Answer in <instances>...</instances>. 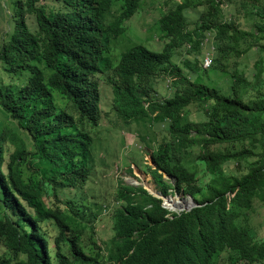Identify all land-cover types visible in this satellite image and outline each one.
<instances>
[{"label":"trees","instance_id":"16d2710c","mask_svg":"<svg viewBox=\"0 0 264 264\" xmlns=\"http://www.w3.org/2000/svg\"><path fill=\"white\" fill-rule=\"evenodd\" d=\"M141 1L9 0L12 26L0 47L11 78L0 80L8 119L0 122V246L9 256L0 264H264V238L248 227L256 202L264 206V0L170 1L157 23L161 51L135 45L102 68ZM224 6L234 13L226 17ZM188 9H202L196 22ZM251 15L254 31L241 25ZM208 38L213 56L204 69ZM251 51L258 59L246 73ZM176 54L185 55L184 69ZM211 71L228 79L227 91ZM167 77L173 96L145 107L152 81ZM106 88L126 124L167 125L151 155L155 168L124 150L121 164L152 175L164 196L188 195L199 207L169 220L161 201L119 180L112 190L123 210L115 208L114 226L97 242L82 217L88 194L109 187L99 175L112 165L101 155L118 148L111 130H101ZM195 109L201 120L190 118Z\"/></svg>","mask_w":264,"mask_h":264},{"label":"rangeland","instance_id":"374dc122","mask_svg":"<svg viewBox=\"0 0 264 264\" xmlns=\"http://www.w3.org/2000/svg\"><path fill=\"white\" fill-rule=\"evenodd\" d=\"M166 3L172 0H165ZM162 0H143L141 1V8L138 11V14L129 21L128 29L123 31L121 36L117 39H114L110 41V44L106 50L108 52L104 55V60L100 62L102 68H104V65H107V60H105V57L117 59V57L122 53L130 48H132L135 45H144L148 49L152 51L159 52L164 48L165 42L160 41L159 39H155V36H161L159 32V27L157 25L158 19L161 15L166 13V10L163 11V13H160V9L158 7L160 6ZM165 7V6H164ZM156 9L158 11H156ZM235 9L233 6H224L223 12L226 17H229L231 14H233ZM202 12V9H188L186 10V17L188 18V21L193 23L196 22L200 13ZM13 11L10 7L9 0H0V47L2 44L3 39L5 36L11 31V18H12ZM256 18L251 15L250 17L246 19H241V25L242 28L245 30H251L254 31L256 27ZM144 29H147L148 34L145 32ZM212 41L210 38L205 40V42L202 45V52L199 56V60L201 63L204 62V59L206 56L209 55V57L213 56V49H212ZM185 57V55H183ZM180 56L178 54L174 55L172 61L175 65H177L179 68L184 69L183 67V60L184 57ZM196 54L192 53L189 56H187L190 61L194 62ZM258 59L255 52L251 51L246 57L243 58L241 69L246 71V73H251L254 70V63ZM204 68V67H203ZM4 70L2 65H0V80H4L7 84L11 81V78L8 76V74H4ZM210 78L216 82H218V85L222 88L223 91H227V88L229 86V81L223 74H218L216 72H209ZM203 77V80L206 83H209L207 80V75L203 76V74H199L197 76V79H200ZM218 79V80H217ZM14 80V79H13ZM202 80V78H201ZM1 82V81H0ZM171 79L170 78H161L160 82L156 83V86L161 94L160 98L163 100L169 99L173 96V93L170 91L169 93H164L162 89H166V86L171 85ZM5 84V83H4ZM15 85V84H14ZM104 90V102H103V117H102V123H101V130H106L108 127H111L115 124H120L122 126L124 123L123 121L119 120L112 109V102H113V94L112 90L110 88L103 89ZM230 93V89H229ZM227 94V93H226ZM169 97H166L168 96ZM172 95V96H171ZM192 120H201L203 118V115L197 111V109L194 110V112L191 114L190 117ZM144 121V120H143ZM142 121V122H143ZM0 122L6 125L8 123L7 116L4 114L3 111L0 110ZM141 123V122H140ZM153 128L155 134H159L158 128L156 125H138V124H131L128 127H125V135L122 136L114 132V143L118 148H116V152L114 151L111 155V158L115 156L114 161L112 164H115L117 159L120 157L122 148L120 147V143H124L126 148L124 151H128L127 148L131 150L132 147H137L142 149V151L145 156V161L148 164H151V158L150 154L152 152V149L156 147L157 139L160 140V135L151 136L150 134L145 135L143 132H148ZM102 131V132H104ZM129 131V132H127ZM138 131L137 135L135 133ZM121 134L123 133L122 130H120ZM143 133V136H142ZM113 136V133L111 134ZM122 140V141H121ZM195 155L198 153L197 150L193 152ZM228 170L232 172L235 171V164H230L227 167ZM97 174L100 173L98 170L96 172ZM103 180L105 185H108L109 187H105V197L110 199V194L112 190V186L114 185V189L117 187V182L119 180H122L126 185H131L134 187H147L149 190H155L157 186L155 185L154 181L150 176H146L142 172H140L137 169H134L132 173H129L128 170L122 169L121 167L115 166L110 171L108 170L107 173H104L103 175H99ZM137 184V185H133ZM103 190V187L101 188ZM175 200L178 201H189L188 197L185 196H179L176 197ZM194 206V205H193ZM192 206V207H193ZM185 207H182L184 209ZM188 208V207H187ZM180 210V209H177ZM248 227L249 229L256 232L258 237L264 238V206L261 205L260 202H256L255 204V210L254 212H250L249 214V221H248ZM9 256L8 251L0 246V257L3 256Z\"/></svg>","mask_w":264,"mask_h":264},{"label":"clouds","instance_id":"9594fccd","mask_svg":"<svg viewBox=\"0 0 264 264\" xmlns=\"http://www.w3.org/2000/svg\"><path fill=\"white\" fill-rule=\"evenodd\" d=\"M155 39L156 40L159 39V41L162 42L160 36H158V37L155 36ZM122 53H124V52H122ZM120 55L117 57V59H113V57H112L110 61H107V66H109V67H115L116 65H118L119 62H120V59H121V56ZM160 80H161V78L158 79V80L152 81L151 88L153 90V93H149V96L148 97H144L143 105H145V107H148L149 106V103L150 102H153V101H155V102H163V101H165L162 98H160V95H163V94L160 93V91L158 90V88L156 86V83L157 82H160ZM162 91L164 93H166V94L169 93L170 91L173 93V91H172V85H170V87L169 86H166V89H162ZM112 94H113V91H112ZM166 97H169V95L166 96ZM112 109H113V112L115 113L116 117L119 120H121L118 117V111H117V108L115 106V95L114 94H113ZM102 117H103V105H102ZM142 121L143 120L132 121V122H130L128 124H126L125 122H123L124 124L122 126H120V124H115V125H113L111 127H108L106 130H111L110 134L113 133V135H114V132H115V133L121 135L122 138H123V136L126 133L125 127H128L131 124H138V125H143V126L144 125H150V124L151 125H156L157 128H158L159 134L157 133V135H156L155 132H154V130H153V128H152L149 131V133L148 132H143L147 136H148V134H150L151 136H153V135L158 136V135H160L161 131L164 130L165 127H167L166 123H160V124H158V123H155L154 120L149 119V118L144 119L143 122ZM101 123H102V120H101ZM120 130H122V132H123L122 134H121ZM127 132H129V131H127ZM137 133H138V131L135 133V135H137ZM143 133H142V136H143ZM159 143L160 142L157 139L156 147H157V145ZM156 147L152 149V152L150 154V158H151V155H152L153 151L156 150ZM121 148H122V150H124L126 148V146L123 145ZM136 148L137 147H132L131 150L129 148H127L128 151L127 152L124 151V152L126 154L131 155L132 162H136L137 160H139L142 164H147V165H150L153 168H155V164L152 162V159H151V164H148L145 161V156L146 155L142 151H140L142 149V147L140 149L138 148V150H136ZM112 153L113 152H109L108 154H102L101 155V159H103L102 160L103 164L112 165L111 166V169H113L115 166H117V167H121L122 169L128 170L129 173H132L134 169H137L140 172H142L143 174H145L143 171H141L135 165H132L131 166L132 171L130 170V167H129L130 164L129 165H126V166H123L121 164V156L117 159V161L115 162V164H112V162L114 161L115 156H116L114 154V156L111 158ZM121 153H122V151H121ZM97 165H98V162H96L95 167ZM145 175L146 176H150L152 178V180L154 181L152 175H150V174H145ZM163 175H164V179L166 181H168L171 184H173V180L169 176H167L166 174H163ZM154 183L157 186L156 191L155 190H149L147 187H142V186H139V187H134V186H131V185L130 186L127 185V186L132 187L134 189H138V188L139 189H144L148 193V195H150L151 197H153V198L161 201L162 207L169 212L166 215V218L169 219V220H173V218H174L173 217V214L180 215L182 212H189L192 209H194L196 207H199V205L198 206H195L196 201L194 200V198L191 197V196H188V195H179L177 193H172V194H170L168 196H164L162 194V192L160 191V189H159V187H158V185L156 184L155 181H154ZM133 185H137V184H133ZM88 195H89V198H88L89 202H88V205L85 206V208H84V215L82 217V219H83V222L82 223L90 227V230L93 232L92 235H95V240L98 242L100 240V236L102 235V233L104 231L111 230L112 229V227L114 225H113V220L111 218L116 213V210H118V209L123 210L124 203L122 201H117L116 200V198H115L116 196L113 194V190H111L110 199L106 198L105 197V188H103V190L101 189L99 191V193H93V192H91ZM178 195L179 196L188 197L189 200L192 202L191 206L188 207V208H184L182 210H179V211L173 210L169 206L170 203H171L170 201H174L176 197L178 198ZM115 208H116V210H115ZM106 264H111V263L110 262H107Z\"/></svg>","mask_w":264,"mask_h":264},{"label":"bare ground","instance_id":"6f19581e","mask_svg":"<svg viewBox=\"0 0 264 264\" xmlns=\"http://www.w3.org/2000/svg\"><path fill=\"white\" fill-rule=\"evenodd\" d=\"M171 203H170V207L173 209V210H176V211H179V210H177V209H180L181 210V208L182 207H185V208H187V207H190L191 206V204H192V202H189V201H178V200H174V201H170Z\"/></svg>","mask_w":264,"mask_h":264},{"label":"crops","instance_id":"0c3cea01","mask_svg":"<svg viewBox=\"0 0 264 264\" xmlns=\"http://www.w3.org/2000/svg\"><path fill=\"white\" fill-rule=\"evenodd\" d=\"M177 1H180V0H177ZM172 2H173V0H172ZM169 5H170V1H169L168 3H166L165 0H162L160 6L158 7V9H160V13H163V11L166 10V8H167ZM164 6H165V7H164ZM163 9H164V10H163ZM156 11H158V10L156 9ZM144 30H145V32L148 34L147 29H144ZM159 42H160V41H159Z\"/></svg>","mask_w":264,"mask_h":264},{"label":"built area","instance_id":"2783aa9c","mask_svg":"<svg viewBox=\"0 0 264 264\" xmlns=\"http://www.w3.org/2000/svg\"><path fill=\"white\" fill-rule=\"evenodd\" d=\"M211 60H212V57H209V55L205 57L204 62H203V67L205 69H208L210 67Z\"/></svg>","mask_w":264,"mask_h":264},{"label":"water","instance_id":"95a60500","mask_svg":"<svg viewBox=\"0 0 264 264\" xmlns=\"http://www.w3.org/2000/svg\"><path fill=\"white\" fill-rule=\"evenodd\" d=\"M194 201V200H193ZM195 206H198V204L195 203Z\"/></svg>","mask_w":264,"mask_h":264}]
</instances>
